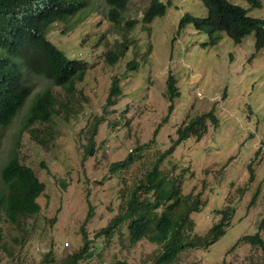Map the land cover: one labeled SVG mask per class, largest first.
Here are the masks:
<instances>
[{
	"label": "rangeland",
	"instance_id": "374dc122",
	"mask_svg": "<svg viewBox=\"0 0 264 264\" xmlns=\"http://www.w3.org/2000/svg\"><path fill=\"white\" fill-rule=\"evenodd\" d=\"M151 1L128 0L124 20L113 26L104 0H92L68 21L48 29L49 41L68 59L86 63L87 72L78 88L84 89L89 103L76 102L77 115L71 121L50 124L48 144L41 147L19 131V122L35 94L51 88V82L28 74L32 96L12 124L0 128V171L11 145L19 142L21 161L23 157L37 172L45 191L27 236L23 237L21 225L4 226L3 240L13 241L15 247L14 258L2 257L1 264H62L63 256L80 247V227L90 206L94 215L85 225L87 236L105 257L95 256L89 264H112L121 259L108 255L119 249L117 240L105 243L108 236L95 238L94 234L117 213L116 194L123 176L111 175L109 166L123 160L138 143L150 146L142 156L157 152L142 158L148 166L158 154L167 152L161 164L173 167L182 194L199 196L203 202L211 198L193 219L205 220L208 211L218 216L224 208L233 210L225 235L202 254V263H264L261 248L241 241L243 236L255 234L264 219V48L256 50L255 33L236 43L224 32L207 34L192 24L181 29L179 21L186 14L206 17L200 0H160L166 4L165 13L144 23L142 16ZM228 1L247 9L250 17L264 18V0L259 9L243 0ZM130 20L137 24L126 33L124 22ZM121 33L130 45L110 65L106 52ZM113 77L120 78L123 96L104 107ZM53 92L63 93L60 88ZM210 111L218 120L216 126L208 120L201 138L188 137L174 145L176 132L188 117ZM95 117L100 121L90 140ZM78 150L86 152L85 163L82 165L81 157L68 174L58 171L68 156L78 160ZM96 178L100 183L86 190ZM87 191L92 194L85 202ZM119 240L126 242L125 235ZM237 241L239 245L232 247ZM135 247L122 252L127 264H141V253L147 252L145 240Z\"/></svg>",
	"mask_w": 264,
	"mask_h": 264
},
{
	"label": "trees",
	"instance_id": "16d2710c",
	"mask_svg": "<svg viewBox=\"0 0 264 264\" xmlns=\"http://www.w3.org/2000/svg\"><path fill=\"white\" fill-rule=\"evenodd\" d=\"M92 0H0V127L12 124L23 108L26 100L32 93L27 81L28 74L45 77L51 82L47 88L36 94L30 103L26 115L19 122V131L26 133L37 145L44 147L48 144L51 135L50 124L56 120L71 121L75 113L76 102L86 101L84 89L78 83L83 81L87 72L86 63L68 59L65 54L52 44L47 37V30L56 22L66 21L80 9L86 8ZM128 0H104L108 6L107 18L116 26L123 21L122 12ZM207 10L204 18L184 15L179 21L182 29L192 24L197 30L207 34L224 32L240 43L247 35L255 33V48H264V18H253L247 9L232 4L228 0H200ZM252 8H261L260 0H243ZM166 11V4L160 0H152L142 16L144 23H150L154 18ZM124 31L127 33L136 24L137 20L124 22ZM103 35V34H101ZM106 52V62L113 65L123 53L130 41L121 33L120 39ZM53 88H60L63 93L57 95ZM122 96L118 78L111 81L108 97L104 107L115 102L113 98ZM215 126L218 124L213 111L207 114L188 117L185 124L176 132L174 145L188 137L201 138L206 132V122ZM96 121V122H95ZM100 118L89 130L90 140L96 134ZM50 126L47 127L46 125ZM149 144H137L123 160L111 163V175L123 176L118 188L121 213L108 222V225L97 232L94 237L108 236L105 243L111 240V234L121 225L127 227L128 242L120 243L117 251L109 253L111 258L120 255L112 264H127L123 251L136 250L137 243L145 240L146 253H141V264H204L203 253L225 235V228L231 221L232 209L224 208L218 211V216L207 212V217L200 222L192 218L199 212L204 202L199 196L184 195L181 192V183L174 173L173 167L163 166L161 163L167 155L164 151L157 155L153 165H145L141 160L157 152H142L149 149ZM93 144L88 148L87 155H92ZM73 154V153H72ZM74 155V154H73ZM76 156V155H74ZM78 160L67 157L66 164H60L58 171L68 174L73 166H78L83 157L82 165L86 160V152L78 150ZM1 158V149H0ZM43 168L49 171L45 165ZM57 171V172H58ZM6 191L0 194V221L2 213L5 221L18 226L21 222L23 237L27 236L26 219L39 210L35 200L42 193L44 187L38 180L34 170L27 166L26 160L19 156V142L11 145L7 161L1 168ZM65 177V175H64ZM100 183L99 178L87 185L89 189ZM92 194L84 193V201ZM163 207L162 211H158ZM93 207H89L86 219L80 227L82 245L80 249L63 259L62 264H81L83 261L93 260L96 257L104 258L93 240L89 239L85 222L92 216ZM1 224V223H0ZM257 231L253 235H246L241 241L261 248L264 251V219L260 221ZM204 229V230H202ZM0 226V264L1 259L14 258L13 241L2 240ZM23 239L19 242L22 246ZM237 241L235 246L239 245ZM143 248V247H140ZM106 248H101L105 251ZM18 249V253H19ZM3 257V258H2ZM261 264V263H257ZM264 264V263H263Z\"/></svg>",
	"mask_w": 264,
	"mask_h": 264
},
{
	"label": "clouds",
	"instance_id": "9594fccd",
	"mask_svg": "<svg viewBox=\"0 0 264 264\" xmlns=\"http://www.w3.org/2000/svg\"><path fill=\"white\" fill-rule=\"evenodd\" d=\"M85 9V8H84ZM78 13V12H77ZM74 16V15H73ZM70 19V18H69ZM69 19H67V21L69 20ZM56 23H59V22H56ZM56 23H54V24H56ZM53 24V25H54ZM52 26V25H51ZM50 26V27H51ZM47 32H48V30H47ZM263 49V48H262ZM33 75H35V74H33ZM45 78V77H44ZM114 78H118V80H119V86H120V89H121V85H120V78L119 77H113L112 79H111V81L114 79ZM46 79V78H45ZM110 84H111V82H110ZM32 88V87H31ZM108 91H109V89H108ZM121 93H122V96H123V90L121 89ZM32 94H33V89H32V93H31V95L28 97V99L32 96ZM38 94V93H37ZM35 96H36V94H35ZM34 96V97H35ZM34 97H33V99H34ZM28 99L26 100V102L28 101ZM32 99V100H33ZM25 102V103H26ZM32 102V101H31ZM85 102H87V103H89V99H87ZM25 105V104H24ZM21 111V110H20ZM19 111V112H20ZM11 125V124H10ZM9 125V126H10ZM9 126H7V127H9ZM7 127H0V128H7ZM116 162V161H115ZM114 163V162H113ZM34 172H35V174H36V176H37V178H38V180L43 184V187H44V189H43V191H42V193L40 194V196H38L37 198H36V200H35V202H36V204L38 205V207H39V210H40V205H39V202H38V199L41 197V195L44 193V191H45V184H44V182L38 177V175H37V172L34 170ZM0 174H1V172H0ZM0 178H1V175H0ZM1 182H2V184H3V186H1V188H0V194H2V193H4L5 191H6V186L4 185V182H3V179L1 178ZM120 186V185H119ZM119 186H118V188H119ZM118 190V189H117ZM116 198L118 199L119 198V193H118V191H117V194H116ZM121 202L119 201V199H118V208H117V213L116 214H114L113 216H111L109 219H108V221L106 222V224H105V226H103L102 228H100L97 232H99V231H101L103 228H105L107 225H108V222H110V220L111 219H113L114 217H116V216H118L120 213H121ZM159 208H161L160 210H158V211H162V209H164L163 207H159ZM39 210H38V212H39ZM37 212V213H38ZM37 213L36 214H33V215H31V216H29L27 219H26V222H27V225H26V232H27V235H28V228H31L32 227V224H33V220H35V216L37 215ZM93 215H94V211L92 212V216L85 222V225L87 224V222L93 217ZM87 216V215H86ZM85 219H86V217H85ZM85 219L83 220V223H84V221H85ZM0 226H1V228H2V231H1V235H2V240H3V229H4V226L6 225V224H9L8 222H6L5 221V216H4V214L2 213V215H1V221H0ZM82 223V224H83ZM82 224H81V226H82ZM11 225V224H10ZM21 225V222H20V224L18 225V226H20ZM12 226H14V225H12ZM14 227H17V226H14ZM96 232V233H97ZM95 233V234H96ZM94 234V235H95ZM23 235V234H22ZM123 235H125V238H126V242H128V232H127V227L124 225V226H120L119 228H117V229H115L114 231H113V233L111 234V239H115V240H117L118 242H119V244H120V237L121 236H123ZM101 237H103V236H101ZM244 237V236H243ZM81 235H80V240H81ZM98 238H100V237H98ZM236 244V243H235ZM235 244H234V246H235ZM81 245H82V241H81V244H80V247H81ZM80 247L75 251V252H77L79 249H80ZM233 247V246H232ZM75 252H73V253H75ZM73 253H71V254H73ZM71 254H67L66 256H63V259H66L67 257H68V255H71ZM89 261H92V260H88V261H83L81 264H89Z\"/></svg>",
	"mask_w": 264,
	"mask_h": 264
}]
</instances>
